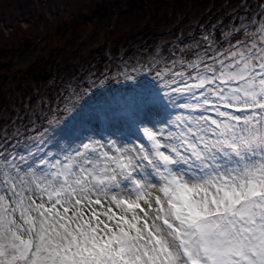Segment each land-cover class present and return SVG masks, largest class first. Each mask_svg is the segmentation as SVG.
<instances>
[{
	"label": "snow or ice",
	"instance_id": "obj_1",
	"mask_svg": "<svg viewBox=\"0 0 264 264\" xmlns=\"http://www.w3.org/2000/svg\"><path fill=\"white\" fill-rule=\"evenodd\" d=\"M202 39L0 146V264H264V18Z\"/></svg>",
	"mask_w": 264,
	"mask_h": 264
},
{
	"label": "rangeland",
	"instance_id": "obj_2",
	"mask_svg": "<svg viewBox=\"0 0 264 264\" xmlns=\"http://www.w3.org/2000/svg\"><path fill=\"white\" fill-rule=\"evenodd\" d=\"M252 1L256 19L264 0H231L228 9H245ZM212 3L213 0H0V146L8 141L9 151L14 146H19L15 150L20 151L30 137L47 127L52 119L50 113L59 117L64 107L78 103L77 98L87 90L89 82L103 73L115 75L126 66L150 60L157 52L169 59L174 58L173 52L190 59L199 51L196 45L204 46L202 38L209 33L222 41L223 33L232 24L222 26L216 22L218 18L204 15ZM219 5L225 6L226 1ZM85 17L93 20L86 23ZM220 46L227 47L223 43ZM40 57L42 62L50 61L47 67ZM78 62H89L96 68L83 74L76 67ZM31 66L37 91L31 103L40 97L41 86V92L48 90L41 102L46 110L40 112L35 103V109L29 111L31 115L37 113L35 126L14 127L7 134L4 107L11 95L24 96L26 88L21 86L20 95L11 93L18 83L6 76L12 69L26 70ZM59 73L58 81L50 85Z\"/></svg>",
	"mask_w": 264,
	"mask_h": 264
},
{
	"label": "trees",
	"instance_id": "obj_3",
	"mask_svg": "<svg viewBox=\"0 0 264 264\" xmlns=\"http://www.w3.org/2000/svg\"><path fill=\"white\" fill-rule=\"evenodd\" d=\"M133 1H137V0H133ZM138 1H140V0H138ZM222 1H226L225 6L219 5ZM260 1H262V0H260ZM161 2L162 1H159L158 3H161ZM253 2L254 1L249 3L248 6L245 5V6H247L245 9L237 8V9L231 11L228 9V6L231 4V0H213V3L211 5H209V7L207 8L204 15L208 18H211V19L218 18V20H216V22L218 21V23L222 26L232 24L227 29V32H229V29L232 26L241 27V25H248L253 20V14H254V11L256 9ZM207 3H208V1L205 3V5ZM112 6H114V5H112ZM262 12H264L263 8L261 9L260 12L256 13V19H255L256 21H259L262 18V15H260ZM92 20H93L92 18H89L86 20V17H85L86 23H88ZM152 20L153 19L148 20V21L151 22ZM222 38H221V40H222ZM241 38H242L241 36H237V35H233V37H232V39H234V41H236L237 39H241ZM2 56H7V55L4 54ZM41 57H40L41 63H44V67H47L46 65L50 61L47 62V60H46V62H42ZM15 59L16 58H13L12 60H15ZM11 65H12V61H11ZM76 67L83 74H85L89 70H93L96 68L95 66L91 65L89 62H87L85 64L78 62L76 64ZM46 71L48 72L47 69L45 70V72ZM33 74H34V68L31 66L28 69L26 68V70H21L19 68L17 70L12 69L10 72H8V74L6 76L7 79H13V81H15V83H18V84H15L16 86H14V87L12 86L13 89H11V93L17 92L19 94V92H21V86H25V88H26V94L24 96L19 94L20 96H17V97H13L11 95V99H10V97H8V100L10 99V101H8L6 103V104H8V106L4 107L5 113H3L4 121H6L5 123H7V127L5 130V133H7V134L11 133L10 129H12L14 127L15 128H19V127L25 128V127H28L29 124H32L33 126H35V124L37 123L36 118H35L37 113L34 112L33 115H31L29 112V111L35 109V106H34L35 103L38 102V107H39L40 112L46 110L42 106L41 102L44 101V95H46L45 93H48V90L46 91V89L44 88V91L41 92V86H38L40 97L36 98V102L34 104L31 103V101L35 98V96L37 94V91L35 88L36 81L33 78ZM59 76H60V73H59V75H57L54 82H52L50 85H54L58 81ZM20 84H22V85H20ZM19 100L21 103H19ZM22 125L24 127H22ZM2 138H3L2 133H0V139L2 140Z\"/></svg>",
	"mask_w": 264,
	"mask_h": 264
}]
</instances>
